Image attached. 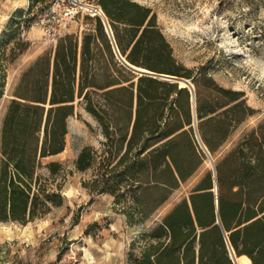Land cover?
<instances>
[{
    "label": "trees",
    "instance_id": "16d2710c",
    "mask_svg": "<svg viewBox=\"0 0 264 264\" xmlns=\"http://www.w3.org/2000/svg\"><path fill=\"white\" fill-rule=\"evenodd\" d=\"M96 2L114 41L95 15L80 41L73 32L58 37L53 52L31 61L11 90L0 126V220L25 223L62 203L61 186L53 181L60 163L42 158L64 148L76 102L104 135L101 148L84 145L77 155L76 167L92 170L83 185L113 195L129 223L150 217L199 168L203 154L193 119L211 154L249 113L242 92L218 84L208 66L178 61L149 6ZM10 28L4 41L17 27ZM115 44L134 65L191 77L195 113L188 87L136 74ZM213 181V172L205 171L187 196L140 235L142 243L134 239L127 264H234L226 235L237 258L264 264V120L216 162V193Z\"/></svg>",
    "mask_w": 264,
    "mask_h": 264
},
{
    "label": "rangeland",
    "instance_id": "374dc122",
    "mask_svg": "<svg viewBox=\"0 0 264 264\" xmlns=\"http://www.w3.org/2000/svg\"><path fill=\"white\" fill-rule=\"evenodd\" d=\"M136 1L156 13V22L178 61L187 67L208 66L218 84L242 92L240 98L250 108L249 113L210 154L211 158L197 142V119H193L192 134L203 154L199 168L150 217L129 223L113 195L83 185L92 170L78 169L77 155L84 145L101 148L104 135L93 115L76 102L66 120L64 148L42 158L43 163H60L53 181L61 186L62 203L25 223L0 220V264H127L132 241L139 239L142 243L140 235L187 196L205 171H213V165L246 132L264 120V0ZM84 4L100 7L96 0H0V126L22 71L37 56L52 53L56 45L57 39L44 37L38 17L53 8L61 21L66 17L64 11L70 9L69 31L80 41L98 15L89 13ZM101 11L99 16L105 24L106 15ZM11 25L17 27L14 36L4 41ZM41 171L48 173L45 167Z\"/></svg>",
    "mask_w": 264,
    "mask_h": 264
},
{
    "label": "water",
    "instance_id": "95a60500",
    "mask_svg": "<svg viewBox=\"0 0 264 264\" xmlns=\"http://www.w3.org/2000/svg\"><path fill=\"white\" fill-rule=\"evenodd\" d=\"M104 27H105V30L108 33V35L111 37V40L114 41L113 34H112V31H111V29L109 27V24H108L107 20H106V23L104 24ZM115 48H116L118 54L120 55L116 44H115ZM121 58L127 65H129L131 67L132 71L135 72L136 74L150 73V74H152L154 76L159 75L160 78H162V79H166V80H169L170 82H175V83H178L181 86L188 87L190 92H191L190 99H191V105H192V112H193V114L195 113L194 87H193V83H192L190 78L183 77V76H178L176 74H171V73L155 72V71H152V70H150V69H148L146 67L134 65V64L130 63L129 61H127L122 56H121ZM195 135H196V138H197V140L199 142V145L203 148V151H205L206 154L211 158L209 150L207 149L206 145L201 141V139H200V137L198 135V132H196V130H195ZM212 172H213V177H214L213 190L216 193L217 192L216 191L217 185H216V181H215V166L214 165H213V171ZM215 204H216V207H217V197L215 199ZM216 221H219L218 217H217ZM225 235H226V232H225ZM226 240H227V246H228V254H229L231 260L233 261L234 264H240L238 262L237 258H236L237 254L235 253V251H234L233 247L231 246L230 242L228 241L227 235H226Z\"/></svg>",
    "mask_w": 264,
    "mask_h": 264
},
{
    "label": "built area",
    "instance_id": "2783aa9c",
    "mask_svg": "<svg viewBox=\"0 0 264 264\" xmlns=\"http://www.w3.org/2000/svg\"><path fill=\"white\" fill-rule=\"evenodd\" d=\"M87 11L91 14H102L101 8L97 4H92ZM64 15L66 17L60 21L52 8L38 17L39 22L43 25V35L47 40H56L61 35L70 32L69 28L72 11L70 9H66V11H64Z\"/></svg>",
    "mask_w": 264,
    "mask_h": 264
},
{
    "label": "bare ground",
    "instance_id": "6f19581e",
    "mask_svg": "<svg viewBox=\"0 0 264 264\" xmlns=\"http://www.w3.org/2000/svg\"><path fill=\"white\" fill-rule=\"evenodd\" d=\"M85 8H87V9H89L90 8V6H91V4L90 5H88V4H84L83 5ZM102 13V12H101ZM237 258V257H236ZM237 260H238V262L240 263V264H248V261L246 260V259H243L242 257H240V258H237Z\"/></svg>",
    "mask_w": 264,
    "mask_h": 264
},
{
    "label": "crops",
    "instance_id": "0c3cea01",
    "mask_svg": "<svg viewBox=\"0 0 264 264\" xmlns=\"http://www.w3.org/2000/svg\"><path fill=\"white\" fill-rule=\"evenodd\" d=\"M244 259V258H243Z\"/></svg>",
    "mask_w": 264,
    "mask_h": 264
}]
</instances>
